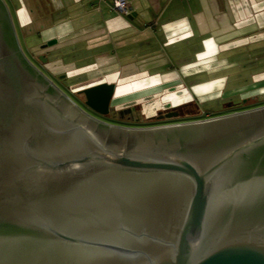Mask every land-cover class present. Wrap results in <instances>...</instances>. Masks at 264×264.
Listing matches in <instances>:
<instances>
[{"label": "water", "instance_id": "1", "mask_svg": "<svg viewBox=\"0 0 264 264\" xmlns=\"http://www.w3.org/2000/svg\"><path fill=\"white\" fill-rule=\"evenodd\" d=\"M113 92L81 91L100 116ZM0 264H264V106L96 119L26 58L0 0Z\"/></svg>", "mask_w": 264, "mask_h": 264}, {"label": "crops", "instance_id": "2", "mask_svg": "<svg viewBox=\"0 0 264 264\" xmlns=\"http://www.w3.org/2000/svg\"><path fill=\"white\" fill-rule=\"evenodd\" d=\"M4 1L26 47L38 38L42 65L94 71L84 89L114 86L111 112L159 102L155 112L196 116L222 102L226 115L264 103V0H126L127 15L112 0ZM81 51L94 60L64 61Z\"/></svg>", "mask_w": 264, "mask_h": 264}, {"label": "rangeland", "instance_id": "3", "mask_svg": "<svg viewBox=\"0 0 264 264\" xmlns=\"http://www.w3.org/2000/svg\"><path fill=\"white\" fill-rule=\"evenodd\" d=\"M4 1V0H3ZM5 3V1H4ZM9 9V7H7ZM13 22V21H12ZM13 26L16 32V36L20 45V48L23 52V54L26 56V58L34 64L48 79H50L62 92H64L73 102L79 103V101H84V96L81 93V90L86 88L89 84H92V82H95L97 80V76L94 77L95 74L94 71H88V70H81V71H75L72 69L67 68L65 65H59L56 63L48 64L47 66L42 65L38 61V55L41 53V47H37L36 44H38V38L35 37V35H32L30 39L32 44H34L31 48H27L24 44V40L22 37V33L16 23L13 22ZM35 30V25L30 26L27 31L33 32ZM36 42V43H35ZM65 62L73 61L77 66L86 65L89 62H92L94 58L93 55H87V53L81 51V53L73 55H65ZM239 104V103H238ZM144 102L142 105L135 106V112L134 117H138V120L133 119H127L125 116L121 119L119 118L118 112H112V114H108L106 116L99 117L100 119L109 122V124L113 125H127V126H133V127H145L152 125V123H148L149 121L155 119V117L159 114V112H164V110H158L155 112L157 108H160L163 103H150L149 105H144ZM158 106V107H157ZM255 108L264 106V103H258L257 105H253ZM157 107V108H156ZM249 106L243 107L244 109L248 108ZM85 108V107H84ZM222 102L220 103H205L201 106V109L204 110L203 112H212V114H198V115H189L188 117L179 115L178 118H174L171 120L165 121V123L159 124V125H165V124H173V123H180V122H189V121H199V120H206L209 119L206 116L210 115V117L214 118L222 116V109H223ZM161 109V108H160ZM221 111V112H220ZM154 113V115H153ZM211 119V118H210ZM125 120V121H124ZM156 123V122H155ZM160 123V122H159Z\"/></svg>", "mask_w": 264, "mask_h": 264}, {"label": "flooded vegetation", "instance_id": "4", "mask_svg": "<svg viewBox=\"0 0 264 264\" xmlns=\"http://www.w3.org/2000/svg\"><path fill=\"white\" fill-rule=\"evenodd\" d=\"M38 61L40 62L41 60H42V58L40 57V55H38ZM85 99H84V101H79V103L81 104V105H79L78 103H76L81 109H83L86 113H88L89 115H91L92 117H94V118H96V119H99V120H101V121H104V120H102V119H100L99 117H101L100 115H98V114H96L95 112H93L92 110H90V109H88L86 106H85ZM85 107V108H84ZM173 112H175V113H177L178 114V116L180 115L179 113H178V111L176 110H172V111H165V112H161V113H159L156 117H155V119H153V120H151V121H149L148 123H152V125H149V126H145V127H151V126H158L159 124H162V123H165V121H167V120H171V119H167L166 118V115L167 114H171V113H173ZM110 113L112 114V112L110 111ZM109 113V114H110ZM134 113H136L135 112V109H128V110H122V111H120V112H118L117 114L119 115V118H123L124 116H125V118H127V119H133V120H138V117H134L135 115H134ZM103 117V116H102ZM159 117H162V119H159ZM174 119V118H173ZM125 121V120H124ZM104 122H106V121H104ZM156 122V123H155ZM160 122V123H159ZM106 123H109V122H106ZM118 126H124V127H133V126H127V125H118Z\"/></svg>", "mask_w": 264, "mask_h": 264}, {"label": "built area", "instance_id": "5", "mask_svg": "<svg viewBox=\"0 0 264 264\" xmlns=\"http://www.w3.org/2000/svg\"><path fill=\"white\" fill-rule=\"evenodd\" d=\"M110 8L118 13L127 15L129 13V7L126 0H112ZM207 118H212L210 115L206 116Z\"/></svg>", "mask_w": 264, "mask_h": 264}, {"label": "trees", "instance_id": "6", "mask_svg": "<svg viewBox=\"0 0 264 264\" xmlns=\"http://www.w3.org/2000/svg\"><path fill=\"white\" fill-rule=\"evenodd\" d=\"M187 109H189V107L185 106V107H183V108L178 109L177 111H178V113H179L180 115L185 116V117H188L190 114H189V112L187 111Z\"/></svg>", "mask_w": 264, "mask_h": 264}]
</instances>
